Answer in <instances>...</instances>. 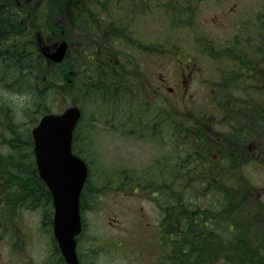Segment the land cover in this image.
<instances>
[{
  "label": "rangeland",
  "instance_id": "rangeland-1",
  "mask_svg": "<svg viewBox=\"0 0 264 264\" xmlns=\"http://www.w3.org/2000/svg\"><path fill=\"white\" fill-rule=\"evenodd\" d=\"M162 1L164 0H107L105 3V0H97V5L91 6V9L103 8L104 10L101 11L103 15L111 14L120 21L124 19L127 32L129 31L144 45L159 43L171 48L169 53L172 55L155 53L159 51V47L149 52L129 39L125 45L118 39L123 36L122 31L115 33V40H107L109 47L126 54V56L124 54L120 56L115 69L126 74L128 71L135 78L129 84L127 80L125 81V86L119 91V99H105L100 93L91 97L93 93L91 89L86 95L88 98L83 99L82 95L86 90L81 73L76 77L79 81L76 85L77 89L63 81L48 90L47 98L49 101L52 100L48 109L60 111L70 104L77 103L84 113L83 134L80 135V140H77V149L89 160L90 180L87 194L88 196L96 194L91 198L87 196L83 208L85 232L82 250L86 264H135L130 260L135 258L134 255L138 252L137 249L126 252L124 249L117 247L114 249L106 245L100 251L95 252H100L99 261H97L95 253L92 255L87 252L89 250L87 246L89 244L95 246L98 242H89V238L113 239L122 243V241H127V234L131 229L130 238L138 239L137 232L140 230L152 232L156 225L164 229L175 221L171 216V211L160 210V206L155 203V197L150 195L151 189L145 188L147 185L144 184L142 189L136 192L129 188L139 184L141 180L151 179L159 183L163 181L164 178L158 179L150 175L152 165L157 160L167 163L164 167L167 172L174 168L177 154L183 153L186 148L185 140L188 136L187 134L184 136L183 132L189 133L187 129L198 124L191 122L195 120V117L190 111L216 113L215 111L221 108L213 99L217 93L215 88L220 80L219 67L222 62L207 56L206 51L202 49L201 36L210 37L217 47H220L238 36L243 41L248 35L255 36L261 32L260 25L264 23V0H192L193 5L199 4L195 7L194 22L173 27L166 17ZM59 3L60 8L53 12L55 15L50 16L51 22L57 23L63 20L62 16H71L72 11L79 10L81 7H78V2H76L74 8L71 9L73 0H60ZM82 5L88 8L89 2H83ZM68 23L81 26L80 29L74 26L73 39L77 43V48L82 45L78 42L79 37L92 39L91 45L86 41L89 52L94 49L98 50L100 45L108 47L102 42L101 31L85 26L86 19L76 24H74V19H69L65 21L66 25ZM95 23L94 20L92 24ZM119 23L122 24V22ZM185 26L188 27L185 28ZM175 46L184 51L183 59H178L173 48ZM13 59L14 57L10 56L8 61L12 62ZM188 61L192 66L182 67L190 65ZM140 63L142 68L139 67ZM27 66L23 67L24 76L18 88H22L21 90L8 87V85L4 86L0 82V106L7 105L6 111L0 114L8 120L7 126L14 128V138L19 136L21 144L25 145L22 152L26 154L22 158L25 160H27V147L31 144L30 129L32 130L36 120L39 119L40 112L47 110V107L41 105L43 101L38 97L46 94L45 86L43 84L39 86V82L44 79H32L27 72ZM102 67L104 70L107 69L106 62L102 63ZM186 69L187 71L194 69L193 76L188 79L183 73ZM19 72L20 70L16 69L11 75L17 76ZM0 73L7 79L6 73L10 74L1 67V64ZM100 75L103 73L99 72L95 78L99 80ZM163 78L169 83L162 88L160 85H164ZM168 86L173 87V90H169ZM248 95L251 94L245 92L240 94V96ZM138 97H148L151 102L149 105L143 104ZM155 99L161 100L155 101ZM163 100L168 105H165ZM167 109L172 110L175 118L165 112ZM217 118L219 116L212 115L207 121ZM14 151L17 153L16 150ZM183 165L186 167L185 163ZM232 169L234 171L231 175L236 179L241 180L242 173L255 186L264 188V165L228 166L226 173H230ZM126 179L127 183H120ZM168 185L170 187L163 189L166 194L174 190L172 183ZM41 201L44 202L43 200L35 202ZM41 205L44 203L36 207L39 208ZM42 211H46V208ZM197 212L195 211L191 216H196ZM22 218L24 225L35 227L32 256L39 261V258L44 255L43 245L37 242L40 211H22ZM141 224H145V227ZM6 240L5 238V245L0 244V255L2 254L0 260L8 258ZM136 242L132 240L131 245Z\"/></svg>",
  "mask_w": 264,
  "mask_h": 264
},
{
  "label": "trees",
  "instance_id": "trees-1",
  "mask_svg": "<svg viewBox=\"0 0 264 264\" xmlns=\"http://www.w3.org/2000/svg\"><path fill=\"white\" fill-rule=\"evenodd\" d=\"M5 1H8L9 4L6 8L5 6L0 8V15H15L16 7L13 5L12 0ZM46 1H49L47 6L50 7V10L48 12L45 10L46 13H43V11H35L33 9L35 7L31 8L25 2L23 3V0H21L22 6L18 8V15L20 17H34V24L39 28L43 27L44 31H56L55 27L57 28V31H59L61 27H57V23L54 21L51 22L48 20L42 26L40 19L37 18L39 15L45 16L47 18L51 15H55L53 12H55V10L61 5L59 2L57 5L54 4L52 0ZM73 1L76 3L79 0ZM178 10L182 11V9ZM34 15H36V17ZM25 32L29 33L33 32V30L31 28L20 29L18 39L19 46H17L18 50L16 51V56L19 62L18 65H16V68L20 70V76L22 77L24 75L22 74L23 67L28 65L26 69L28 70L27 72L32 79L46 80L47 78H50L53 87V83H59L62 79V67H60V64L49 67L45 62L41 61L37 55H35L36 53L24 54L22 34ZM29 37L30 39L33 38L32 35ZM206 42L207 44L205 45V50L212 52L213 54H217L218 50H220V47H216L214 42L211 43L210 39L206 38ZM137 45L140 47L143 46L140 42ZM256 46L257 45L254 47ZM236 47L240 50L238 43L236 44ZM221 53L222 52H220V54ZM246 54L247 52L235 51L232 47L231 51H225L223 56L228 60L229 63H238L240 60L246 59ZM118 59H120V56L117 54V52L112 51L106 54H98L97 58H95L93 61L89 60L86 54H84V56L82 55V58L74 60L75 63L73 64V70L79 66L81 68V72L83 73L82 77H84V88L86 92L83 93V99L88 98L86 95L90 89L93 90L92 95H90L91 97L100 93L105 99H119V91L125 86V81L127 80V84H129L133 82L135 78L129 74L128 71L126 74L124 72H119L117 69H111L108 67L109 65L117 64ZM230 59H233V61H230ZM103 62H106V70H104L102 67ZM14 70L15 69H11L9 71L10 77ZM219 70L220 80L217 87L218 95L226 97V95L230 92V87H232V81L237 79L239 72H235L230 75V69L224 66L219 67ZM99 72L100 74L105 72L106 75H100L98 77L99 80H97L95 77L99 74ZM6 74L8 75V73ZM74 83L75 81L72 84ZM139 98L142 100L143 104L149 105L148 97ZM229 102L231 103V101H225L221 104V106L228 108L231 106V104H228ZM247 109L248 108H244L241 110L240 123L238 125L235 124V128H243L246 130L244 132L245 136H253L254 139L263 138V135H258V133H255L252 130L256 128H264V109H261L263 111H248ZM203 116L205 117L206 114ZM226 118L227 120H230L228 116ZM232 120L233 119H231V123ZM79 130L80 131H76L75 134L76 149L77 140H80V135L83 134L82 125L79 126ZM195 131L199 132L200 136L198 135V137L201 138L202 147L203 145H205V147L208 146L214 149L212 153H215L218 146L221 145L217 141V138L213 137L214 135L211 133L207 134L204 131V127L201 125H199V127L197 126ZM198 150L199 148L197 147V151ZM221 151H223L222 148ZM250 156L251 155L249 152V157ZM14 157L15 156H13V158ZM26 157L27 160L32 161L29 154ZM249 157L247 153L244 157V161L248 160ZM19 160H22V158H19ZM22 168H24L23 165ZM3 169L9 168H2V170ZM223 171L224 170L220 167H214L210 172L206 174H200L201 171H198L197 168H195V175L199 177V180L203 181L208 179L209 182L203 183L201 185L196 184L194 191H192L191 181L189 180V178L192 179L191 168L177 169L176 167L174 170L173 176L170 178V180L178 179V182H173L174 191L170 192L169 194H166L165 192L162 193L164 201L163 211H173L174 208V211H179L178 218L180 220L187 217L184 211H211L208 214L210 216L206 217V220H210L211 225L207 230H204L206 224L204 216L207 213H205L204 216L196 218L195 220L193 219L197 216H194L193 219L190 218L191 226L186 229L182 236V246L181 244L176 245L173 247L175 250H172L171 246H164L165 250L163 256L165 259H169L165 260V262H168L169 264H264V195H262L263 198H258L259 192H264V188L255 186L245 175H243L242 180L223 184ZM218 174L219 177L217 176ZM165 175L167 176V174ZM168 176L170 175L168 174ZM180 177H183L184 179H180ZM165 179L169 180V177H166ZM37 180H34L36 185L35 187L37 189H41V195L44 196V189ZM168 182L170 183V181ZM167 186L170 187V185L166 183V187ZM192 193L195 195L194 198L189 197V194ZM93 195L96 194H89L88 196L86 190V194H83L82 197L83 208L87 196L91 198ZM200 195L203 196L201 201H199ZM49 199L50 198L48 195L43 199L47 212L51 211V202ZM167 208H169V210H167ZM167 232L174 236V233L171 230H165V233ZM163 239H172V237H168L165 234Z\"/></svg>",
  "mask_w": 264,
  "mask_h": 264
},
{
  "label": "flooded vegetation",
  "instance_id": "flooded-vegetation-1",
  "mask_svg": "<svg viewBox=\"0 0 264 264\" xmlns=\"http://www.w3.org/2000/svg\"><path fill=\"white\" fill-rule=\"evenodd\" d=\"M12 3L16 7V14L10 16L0 15V64L7 72L11 69H17L16 65H18L19 62L16 51L18 50L17 46H19L20 21L28 20V17H20L18 15L20 0H12ZM4 6L6 8L8 2H2V0H0V8ZM101 11L99 12L100 14L98 13L99 15L97 18H91V22L94 20H96L97 23H116L120 21L112 15L106 18ZM66 18L67 16L62 17L63 20H67ZM121 21L125 22L124 19H121ZM93 29H98L100 31L105 29V27L94 25ZM40 38L41 46L53 44L50 36L44 39L40 36ZM10 56L14 57L12 62L8 61ZM0 82L4 86L8 85V87L11 88H15L21 84L18 75H11L10 78L9 74L7 80L0 78ZM6 106H0V113L6 111ZM7 123L8 120L0 114V244L3 243L5 245V238L8 244V253L6 255L8 258L7 260H0V264H68L63 255L61 242L55 232L52 208L49 212L42 211L46 208L45 202H35L37 200H43L47 195L51 202V192L38 176L32 145L27 147V156L29 154L32 161L25 159L19 160V158H23L26 155L22 154L25 145L21 144L22 142H20L19 136L16 139L14 138L15 130L13 127L7 126ZM14 150H16L17 153ZM13 156L15 157L13 158ZM192 158H194V154H191L190 157L186 154H177L178 162L187 163ZM22 165L24 168H22ZM2 168L9 169L2 170ZM34 180L39 181L41 187L44 189V196L41 195V189L35 187ZM40 203H44V205L37 208L36 205ZM25 210L40 211V222L37 224V242L43 245L44 255L39 258V261L32 256L35 227L23 224L22 211ZM176 213H178V211H176ZM142 225L145 227V224H141V226ZM177 225L180 226L182 235L186 229L190 227V225L182 223H178ZM169 227L175 229L176 224H171ZM161 231L162 227L156 225L152 232L148 233L147 230H140L138 232V239H131V229L127 234V241H122V243L121 241L117 242L113 239L97 240L89 238V242H98V244L95 246H92L94 244H89L87 246L89 249L87 252L93 255L106 245H110V247L114 249H116V247L118 249H124L126 252L136 251L137 249L138 252L134 255L137 259L133 258L130 262L134 261L135 264H163V248L157 245V243H162V241L158 239ZM78 240L77 255L79 264H86L84 262V252L82 250L83 235H81ZM132 240L137 242L131 245ZM173 243L175 245L183 244V240L179 239ZM99 254L100 252L95 253L97 261H99ZM1 257L2 254L0 255V259ZM93 260L95 261L94 258Z\"/></svg>",
  "mask_w": 264,
  "mask_h": 264
},
{
  "label": "water",
  "instance_id": "water-1",
  "mask_svg": "<svg viewBox=\"0 0 264 264\" xmlns=\"http://www.w3.org/2000/svg\"><path fill=\"white\" fill-rule=\"evenodd\" d=\"M67 42L49 54L60 61ZM81 116L78 106L45 115L34 128L40 174L50 187L55 205V232L66 259L77 263L74 236L81 230L80 195L88 174L85 161L72 150L73 130Z\"/></svg>",
  "mask_w": 264,
  "mask_h": 264
}]
</instances>
